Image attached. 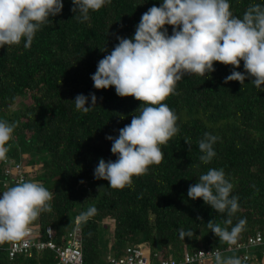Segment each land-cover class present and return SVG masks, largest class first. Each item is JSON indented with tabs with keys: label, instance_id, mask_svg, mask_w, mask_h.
<instances>
[{
	"label": "trees",
	"instance_id": "1",
	"mask_svg": "<svg viewBox=\"0 0 264 264\" xmlns=\"http://www.w3.org/2000/svg\"><path fill=\"white\" fill-rule=\"evenodd\" d=\"M161 3L111 0L82 21L72 11V0H63L62 12L50 17L51 24L41 27L30 47L22 42L0 49V120L16 125L8 157L13 165H21L24 180L40 182L54 194L52 211L37 220L39 237L44 239V229L50 226L55 242L62 244L67 233L79 227L84 264L104 261L102 225L112 229L110 256L124 257L132 247L152 263L160 258L181 260L185 252L199 249L231 252L229 247L246 242L257 231L264 237V91L251 77L244 84L225 83L232 71L244 73L243 61L239 69L215 63V71L205 77L185 75L178 82L177 94L166 103L177 114L180 131L162 146L164 160L151 166L147 175L134 177L132 186L123 190L111 189L107 181L94 177L101 158L117 159L106 137H117L138 114L141 102L118 97L114 87L95 89L91 76L118 44L117 37L133 38L142 14ZM229 3L241 18L250 5L264 6V0ZM166 27L171 35V26ZM90 93L97 97L96 106L87 113L78 111L75 97ZM91 106L89 98L86 107ZM205 133L218 138L213 145L216 156L208 164L200 160L203 153L198 146ZM2 165L0 196L16 184L10 181L3 187L2 180L14 178L4 175ZM211 168L223 169L233 184L231 195L238 197L239 211L231 216L187 195ZM91 206L97 213L77 221ZM229 219L231 224H226ZM242 219L245 226L233 245L207 227L213 221L231 230ZM181 231L194 235L181 238ZM263 249H251L247 261L236 252L241 264H264ZM0 264H55V260L51 251L10 260L0 250Z\"/></svg>",
	"mask_w": 264,
	"mask_h": 264
},
{
	"label": "clouds",
	"instance_id": "2",
	"mask_svg": "<svg viewBox=\"0 0 264 264\" xmlns=\"http://www.w3.org/2000/svg\"><path fill=\"white\" fill-rule=\"evenodd\" d=\"M72 3L76 18L87 21L90 12H98L111 0ZM62 9L63 0H0V49L22 42L25 48L30 47L41 27L51 24L50 17ZM166 26H171V35ZM117 39L118 44L98 62L91 79L95 89L114 87L118 97H133L141 107L131 123L119 129L117 137H106L117 159L106 162L101 158L94 177L107 181L111 189L130 188L134 177L147 175L151 166L164 160L162 146L180 131L178 116L166 100L177 94L178 82L185 75L205 77L215 71V63L239 69L243 61L244 73L232 71L225 83L244 84L251 77L256 88L264 91V6L260 4L250 5L241 18L233 14L229 0H162L159 7L153 5L142 14L133 38ZM89 98L92 106L86 107ZM73 103L78 111L87 113L96 106L97 97L79 94ZM15 128V123L0 120L1 163L9 159ZM217 139L205 133L198 142L204 164L216 156L213 145ZM232 190L224 170L211 168L189 187L187 195L231 216L239 211L238 197L231 195ZM53 195L37 181L20 180L7 187L0 196V245L28 237L40 215L52 211ZM96 213V207L91 206L76 219L83 221ZM225 223L231 224V220ZM245 223L242 219L229 230L209 221L207 227L219 240L233 245ZM180 235L191 238L194 233L181 231ZM215 260L216 264H241L240 258H224L218 251Z\"/></svg>",
	"mask_w": 264,
	"mask_h": 264
},
{
	"label": "built area",
	"instance_id": "3",
	"mask_svg": "<svg viewBox=\"0 0 264 264\" xmlns=\"http://www.w3.org/2000/svg\"><path fill=\"white\" fill-rule=\"evenodd\" d=\"M12 160L3 163L4 175L7 177L13 176L14 179H4L3 187L9 185L10 181L15 183L24 180L23 173L21 172V165L16 163L13 165ZM38 230L31 229V234L17 242H8V246L0 245V250H5L10 260L14 259L17 255L24 257H31L33 252L42 253L43 251H51L55 260V264H84L83 252L81 245V232L80 228L75 226L63 239L62 244H57L54 240V232L50 226L44 229V239L39 237ZM264 246V237L257 231L255 235L250 236L246 242L238 243L234 247H229L227 251H239L242 254L243 261L249 259L251 249L255 247ZM223 254L225 251L199 249L196 252H185L181 260L163 259L160 258L156 263H152L148 257L145 256L142 250L132 247H127L125 256L107 257L103 262L95 264H204L208 261L215 259V253ZM264 251V249H263ZM201 252L204 254L202 255ZM212 253V254H209Z\"/></svg>",
	"mask_w": 264,
	"mask_h": 264
},
{
	"label": "rangeland",
	"instance_id": "4",
	"mask_svg": "<svg viewBox=\"0 0 264 264\" xmlns=\"http://www.w3.org/2000/svg\"><path fill=\"white\" fill-rule=\"evenodd\" d=\"M31 229L37 230V221L34 222V224L31 226ZM111 231H112V229L110 227L108 230H106L105 228L103 229V225L100 228V232L102 233L101 237L103 236V239H104V241H102V247H101L103 255H106V253L108 252L107 247L110 246V242H111L110 233H111ZM101 240H102V238H101ZM221 256L224 258H227V257H238V258H240L238 252H236V251L225 252V253L221 254ZM212 264H216L215 259L212 261Z\"/></svg>",
	"mask_w": 264,
	"mask_h": 264
},
{
	"label": "crops",
	"instance_id": "5",
	"mask_svg": "<svg viewBox=\"0 0 264 264\" xmlns=\"http://www.w3.org/2000/svg\"><path fill=\"white\" fill-rule=\"evenodd\" d=\"M107 253H106V255H103V259L104 260H106L107 259V257H109L110 255H112V252H111V247H107Z\"/></svg>",
	"mask_w": 264,
	"mask_h": 264
}]
</instances>
